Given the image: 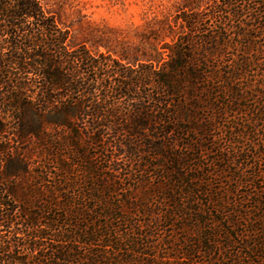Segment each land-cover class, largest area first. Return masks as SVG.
<instances>
[{"label": "trees", "instance_id": "trees-1", "mask_svg": "<svg viewBox=\"0 0 264 264\" xmlns=\"http://www.w3.org/2000/svg\"><path fill=\"white\" fill-rule=\"evenodd\" d=\"M175 21L181 37L166 48L167 59L148 66L143 78L123 81L86 50H68L39 0H0V264H177L169 255L144 259L158 245L162 218L177 215L197 238L185 239L191 247L183 256L230 261L229 243L219 239L229 242L227 231L245 224L250 197L237 187L253 176L231 148L219 153L222 166L212 174L226 181L231 165L234 191L222 181L212 188L199 141L227 115L256 132L248 115L264 111L241 104H264V93L250 94L256 81L249 76L251 64L264 58V0L187 5ZM207 21L213 23L204 27ZM241 47L252 63L231 53ZM237 128H228L229 139L241 136ZM152 158L166 175L159 213L150 211L154 189L147 197L120 194L134 176L124 167L139 169ZM71 243L76 247L64 246Z\"/></svg>", "mask_w": 264, "mask_h": 264}, {"label": "rangeland", "instance_id": "rangeland-1", "mask_svg": "<svg viewBox=\"0 0 264 264\" xmlns=\"http://www.w3.org/2000/svg\"><path fill=\"white\" fill-rule=\"evenodd\" d=\"M209 1L39 0V3L44 13L57 25L58 31L65 35V45L68 50L84 49L90 55L98 57L103 67L110 66L111 69L115 67L118 73L117 79L128 81L127 77H129L130 81L132 78L137 79L140 76L143 78L150 66L156 67L167 59L168 52L166 48L171 47L174 41L181 37L180 23L175 21V17L181 12L182 8L190 5L191 7L204 9L208 7ZM212 23L207 21L204 27ZM253 36H256V34L253 33ZM240 42L244 41H237V43ZM250 42L255 46L258 43V38L254 37L250 39ZM243 52L242 47L231 50L236 58L248 59V62L252 63L249 60V55H245ZM248 54H251V52ZM254 58L255 56H252L251 59ZM251 71L253 72L249 73V76H255L256 83L253 85V91L250 94L264 93V58H261L258 64H251ZM259 85H262L263 88H260ZM147 89L148 87L145 86L140 91H147ZM262 101L263 98H258L255 102L248 99L241 106L247 107L246 109L257 110L259 108L264 111ZM129 103L131 102L127 104ZM131 105H136V103ZM209 112V110L199 111V114L205 117V115H209ZM237 114L238 116L242 115L241 112ZM227 117L228 115L220 122L216 120L217 124L214 130L209 132L204 140L199 141V144L204 147V159L199 160L200 163L205 164L203 168V172L206 171L204 178L207 184L212 185V188H217L218 182L222 181L229 187V192L234 191L227 180L234 174L237 175L231 165L226 164L229 168L225 170L226 181L223 178L220 180L212 174L222 166V163L218 162L221 158H217L219 153L231 148L236 153L232 156H237L239 163L244 161L246 165L244 166V172L252 174L253 178L241 179L237 187L238 191L247 193L250 197L243 204L245 208H248L246 212L247 219L245 224L241 222L242 226L236 229V233L234 231L235 227L233 230L227 231L229 235L231 233L229 242L222 238L219 239L224 245L229 243L228 253L232 256L229 258L230 261H224L220 264H264V112L256 119L252 114L248 115V119H253L256 123L254 134L248 132L253 130L248 121H242L241 123ZM236 123L239 125L236 131L241 136L229 139L228 128L236 127ZM121 157L123 156L119 158ZM123 159L127 158L123 157ZM213 159H216V162L211 164ZM158 163L155 158L141 160L139 169L138 164H127L124 168L132 169L131 176H134L132 179H125L121 183L120 187L123 191L120 194L122 198H124V195L128 196L131 191L136 192L138 198L142 195L147 197L148 192L154 189L156 193L149 199V201L152 200L154 205L150 208V211L154 213L161 212L164 207L159 205L162 200L159 188L164 184L166 175L161 170L154 168ZM194 174L200 176L201 172ZM257 201L260 203L258 206L255 204ZM178 217L179 215L170 219V221L165 217L162 218L160 225L165 228L162 229V232H157L159 234L155 236L158 245L149 248L148 251L153 252V256L144 259L157 261L169 255L170 258H178L177 264H203L204 254L191 252L190 257L183 256V249L191 247V243L184 244L185 239L193 241L197 238L191 236L186 230L188 222ZM144 218L147 219L145 216ZM140 219H143V217ZM236 220L240 222V219ZM145 232L147 230L143 231V233ZM202 233L204 234V232ZM64 246L76 247L73 243ZM200 250L203 252L204 248H197L196 251ZM212 257L219 258L216 255H212ZM173 259L170 261H173ZM166 263L170 264V262Z\"/></svg>", "mask_w": 264, "mask_h": 264}]
</instances>
